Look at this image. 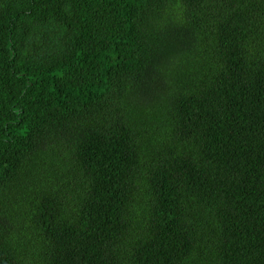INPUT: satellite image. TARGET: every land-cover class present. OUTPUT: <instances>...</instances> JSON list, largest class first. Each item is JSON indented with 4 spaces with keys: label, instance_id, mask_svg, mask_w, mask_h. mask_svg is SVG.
<instances>
[{
    "label": "trees",
    "instance_id": "trees-1",
    "mask_svg": "<svg viewBox=\"0 0 264 264\" xmlns=\"http://www.w3.org/2000/svg\"><path fill=\"white\" fill-rule=\"evenodd\" d=\"M0 264H264V0H0Z\"/></svg>",
    "mask_w": 264,
    "mask_h": 264
}]
</instances>
